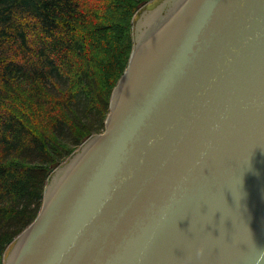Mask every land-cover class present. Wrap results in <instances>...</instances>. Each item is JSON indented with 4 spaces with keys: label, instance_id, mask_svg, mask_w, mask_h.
Segmentation results:
<instances>
[{
    "label": "water",
    "instance_id": "water-1",
    "mask_svg": "<svg viewBox=\"0 0 264 264\" xmlns=\"http://www.w3.org/2000/svg\"><path fill=\"white\" fill-rule=\"evenodd\" d=\"M131 38L4 264H264V0H151Z\"/></svg>",
    "mask_w": 264,
    "mask_h": 264
},
{
    "label": "trees",
    "instance_id": "trees-1",
    "mask_svg": "<svg viewBox=\"0 0 264 264\" xmlns=\"http://www.w3.org/2000/svg\"><path fill=\"white\" fill-rule=\"evenodd\" d=\"M149 1L0 0V264L50 172L103 131Z\"/></svg>",
    "mask_w": 264,
    "mask_h": 264
},
{
    "label": "rangeland",
    "instance_id": "rangeland-1",
    "mask_svg": "<svg viewBox=\"0 0 264 264\" xmlns=\"http://www.w3.org/2000/svg\"><path fill=\"white\" fill-rule=\"evenodd\" d=\"M79 146H80V145H79ZM79 146H78V147H79ZM78 147H77V148H78ZM77 148H76V149H77Z\"/></svg>",
    "mask_w": 264,
    "mask_h": 264
}]
</instances>
